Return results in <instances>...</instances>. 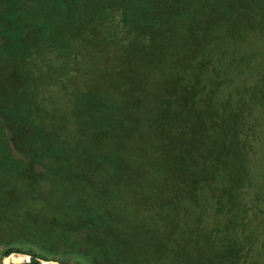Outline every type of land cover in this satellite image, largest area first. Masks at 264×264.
Wrapping results in <instances>:
<instances>
[{
  "label": "trees",
  "instance_id": "1",
  "mask_svg": "<svg viewBox=\"0 0 264 264\" xmlns=\"http://www.w3.org/2000/svg\"><path fill=\"white\" fill-rule=\"evenodd\" d=\"M23 1L0 0V120L25 158L0 137L1 256L264 264V211L249 220L237 191L264 109V0ZM47 192L69 231L100 238L93 258L43 240ZM34 199L22 219L6 212Z\"/></svg>",
  "mask_w": 264,
  "mask_h": 264
},
{
  "label": "rangeland",
  "instance_id": "2",
  "mask_svg": "<svg viewBox=\"0 0 264 264\" xmlns=\"http://www.w3.org/2000/svg\"><path fill=\"white\" fill-rule=\"evenodd\" d=\"M18 1L20 2L22 1V4L24 2L23 0H18ZM113 48L114 47L105 48V51L103 53L104 58L107 56H113V53H111ZM100 62L101 61H99V63L94 64L97 70L106 68V66L102 65ZM105 62L107 63V66L109 67L110 66L109 62L107 61ZM52 88L54 89V93H52ZM50 89H51V92H50L51 96L53 95L54 97H59L60 92L57 87L52 86L50 87ZM3 95L5 96L7 100L8 94L5 92L3 93ZM257 114L258 113L253 114V116L256 115V117L254 119L252 117L253 120L251 119L252 120V121L250 120L251 123L248 124L250 135L245 138V146H247L246 150H248V152L245 155L246 160H244L243 162L241 161L239 163V167H241L244 171L242 175L243 180H242L241 186L238 187L237 189L240 197L243 199L242 203L245 206H247L248 210H251L252 215L250 216L249 220H252V221L255 218L252 211L256 213H258L257 211H264V109H262V111H260L258 115ZM260 116H262L263 118L260 119L259 118ZM0 117L3 118L2 115H0ZM261 120L263 121V123L258 124V122ZM254 122L256 124H253ZM0 134L2 135L0 137H2L3 143H5L10 148H12L13 153L18 158L25 160L22 154L17 153L16 150H14L13 148L14 145L12 143V132L7 128V124H6V121H4V119L0 120ZM42 159L43 161H48L45 156H42ZM37 166H38V163H37ZM36 192H39V190H37ZM57 192H59V190H57ZM83 194L87 196V193H83ZM45 198L47 199L46 202L44 203V205H40L38 209H41L42 214L52 218L51 224H50L52 227L47 237H46V233L42 232L43 240H46L47 244L49 245H55L59 250L66 249L69 252H74L78 250L80 253L83 252L85 254H89L90 257L93 258V254L96 255V251L98 250L97 245H98V239L100 238L90 237L89 234H93V232L88 229L89 227L84 228V230L81 232L69 231V229L71 228L69 221H71L72 219L69 216H68V220L66 217L58 218L59 208L57 204L60 198L54 197V195H52L51 192H47ZM36 202H38L37 199L31 205L28 203L18 204V202H15V203L12 202L11 205L6 206V212H9L10 215L17 213V216L22 219L26 215V212L29 211V207H31L34 210L37 209L33 207V205ZM54 206L56 207L55 211H53ZM10 207H11V210L13 209L15 210L10 211L9 210ZM23 211H25L24 214H23ZM65 212L66 210L65 211L63 210V212H61L60 214H64ZM10 222L11 224H15V223L21 224L20 220L17 222H14L11 220ZM11 224L2 226L3 228L2 233L6 234L8 232L10 233L11 230H14L16 224L15 226ZM116 225L118 228H120L121 223L120 222L116 223ZM61 234L65 236H61ZM252 236L253 238L251 239L260 248L261 254L263 255L264 254V226L260 227L259 229H256V233H253ZM34 237H35L34 239H38V236H34ZM87 238H90L96 242L93 241L87 244V242L89 241V239ZM249 238H250L249 233H247L246 235H242V237L239 239V243L242 245H246L249 241ZM238 248L240 247L238 246ZM62 254L67 257L69 256L72 257L70 261H68V263L74 264L76 262L75 258L77 256H75L74 254H69V255L64 254V253ZM251 256H253V254ZM244 259L246 261L247 257H244ZM250 259H253V260L251 261L247 260L246 262L247 263L250 262L251 264L256 263V261L254 262L255 257H252ZM262 259L264 260V257H262ZM28 260H29V257L24 254L16 253V254H11L4 258L0 254V264H7V263L22 264ZM258 260L260 259L258 258ZM45 264H62V263L49 260L45 262ZM75 264H78V263H75ZM256 264H259V262H257Z\"/></svg>",
  "mask_w": 264,
  "mask_h": 264
},
{
  "label": "built area",
  "instance_id": "3",
  "mask_svg": "<svg viewBox=\"0 0 264 264\" xmlns=\"http://www.w3.org/2000/svg\"><path fill=\"white\" fill-rule=\"evenodd\" d=\"M45 263V262H44Z\"/></svg>",
  "mask_w": 264,
  "mask_h": 264
}]
</instances>
